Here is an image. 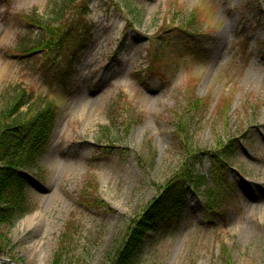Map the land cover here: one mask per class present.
Returning <instances> with one entry per match:
<instances>
[{
    "label": "rangeland",
    "instance_id": "374dc122",
    "mask_svg": "<svg viewBox=\"0 0 264 264\" xmlns=\"http://www.w3.org/2000/svg\"><path fill=\"white\" fill-rule=\"evenodd\" d=\"M48 1L0 0V106L17 86L56 106L0 256L51 264L63 235L68 264H108L190 149L224 206L191 193L135 264H264V0H90L67 14L80 52L21 55L23 15Z\"/></svg>",
    "mask_w": 264,
    "mask_h": 264
},
{
    "label": "trees",
    "instance_id": "16d2710c",
    "mask_svg": "<svg viewBox=\"0 0 264 264\" xmlns=\"http://www.w3.org/2000/svg\"><path fill=\"white\" fill-rule=\"evenodd\" d=\"M90 0H49L44 16L33 8L23 15L31 29L27 30L19 42L16 52L32 56L34 53L49 55L64 53V49L80 52L85 46L84 37H75L76 25L67 14L88 5ZM77 30V29H76ZM0 106V252L10 246L9 238L2 226L12 222L30 210L25 190L31 183L26 170L35 167L49 142L56 106L49 100L41 99L40 105L30 108L33 97L24 88H15L3 99ZM25 111H21L23 107ZM110 123L115 126V115L110 106ZM110 125L103 126L108 130ZM226 147V146H225ZM219 145L217 160L227 159L232 151ZM195 151L187 149L180 166L169 177L161 192L152 199L128 227L126 238L110 256L108 264H135L140 255L144 237L160 225L168 222L175 210H183L191 193L199 194L208 212L222 209L228 187L220 175L207 177L196 174L193 161ZM66 239L61 236L58 248L54 251L51 264H68Z\"/></svg>",
    "mask_w": 264,
    "mask_h": 264
},
{
    "label": "water",
    "instance_id": "95a60500",
    "mask_svg": "<svg viewBox=\"0 0 264 264\" xmlns=\"http://www.w3.org/2000/svg\"><path fill=\"white\" fill-rule=\"evenodd\" d=\"M0 262H3L5 264H15L12 260L2 256H0Z\"/></svg>",
    "mask_w": 264,
    "mask_h": 264
}]
</instances>
